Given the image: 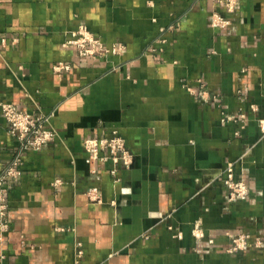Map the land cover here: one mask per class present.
Listing matches in <instances>:
<instances>
[{
  "label": "crops",
  "instance_id": "0c3cea01",
  "mask_svg": "<svg viewBox=\"0 0 264 264\" xmlns=\"http://www.w3.org/2000/svg\"><path fill=\"white\" fill-rule=\"evenodd\" d=\"M235 2L0 0V102L56 133L4 183L0 264H264V0ZM114 132L128 167L84 148ZM16 149L0 108V173Z\"/></svg>",
  "mask_w": 264,
  "mask_h": 264
},
{
  "label": "built area",
  "instance_id": "2783aa9c",
  "mask_svg": "<svg viewBox=\"0 0 264 264\" xmlns=\"http://www.w3.org/2000/svg\"><path fill=\"white\" fill-rule=\"evenodd\" d=\"M223 4L228 10L235 8V0H217ZM213 22L216 24H225L227 20L218 13H214ZM71 38L67 43L76 46L79 55L90 57H102L108 53H118L123 48L122 43H112L106 46L103 41L93 34L85 26H80L71 31ZM57 69L68 68L67 64L59 63L55 66ZM0 108L3 117L8 123L10 133L16 138L17 149L11 157L8 164L0 173V242L3 240L4 233L8 230V204L5 198V181L18 176L20 166L22 164V154L27 150H40L45 144L55 138V130L47 123V117L39 114L33 115L30 112L17 108L13 103L0 102ZM84 148L91 157L108 159L114 163H122L126 167L130 165L131 154L126 149L124 140L115 132L111 136L106 137H87L84 140ZM101 150L103 155H99L96 151ZM115 175L116 169L111 170ZM224 183L230 190L232 197H244L248 192V187L242 179H236L232 165H227L224 169ZM244 236H235L232 238V245L229 251H235L244 244Z\"/></svg>",
  "mask_w": 264,
  "mask_h": 264
}]
</instances>
